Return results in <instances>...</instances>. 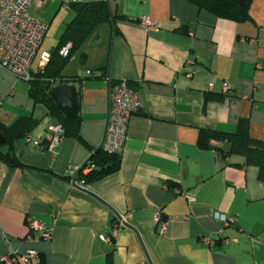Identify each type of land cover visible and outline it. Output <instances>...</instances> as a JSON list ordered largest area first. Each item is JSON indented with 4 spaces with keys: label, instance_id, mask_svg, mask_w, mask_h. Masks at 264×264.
I'll return each mask as SVG.
<instances>
[{
    "label": "crops",
    "instance_id": "1",
    "mask_svg": "<svg viewBox=\"0 0 264 264\" xmlns=\"http://www.w3.org/2000/svg\"><path fill=\"white\" fill-rule=\"evenodd\" d=\"M61 1L35 0L29 9L48 25L41 53L54 49L73 17ZM103 1L122 18L97 27L64 69L66 76H97L105 67L102 77L75 85L82 141L63 137L53 152L37 148L34 142L52 124L47 109L29 97L28 83L18 95L9 92L17 105L3 109L0 82V122L36 121L10 150L0 146L8 160L23 164L0 160V257L32 249L37 256L25 264H264L258 167L241 155L197 145L200 129L234 132L242 118L249 136L264 142V0H252L241 22L187 0ZM143 17L157 28L141 26ZM117 80L138 91L142 104L128 120L120 166L74 186L68 173L101 148L108 90ZM214 144L229 150L226 141ZM215 213L234 220L223 225ZM157 215L167 221L162 233ZM29 217L51 230L49 240L29 236ZM120 217L125 224L102 241ZM203 236L215 244H204Z\"/></svg>",
    "mask_w": 264,
    "mask_h": 264
},
{
    "label": "trees",
    "instance_id": "2",
    "mask_svg": "<svg viewBox=\"0 0 264 264\" xmlns=\"http://www.w3.org/2000/svg\"><path fill=\"white\" fill-rule=\"evenodd\" d=\"M195 5L198 10L207 11L217 18L232 20L235 22L245 21L249 18V6L252 0H187ZM73 11L72 19L65 25L60 34L57 44L50 52V57L43 69L38 72H30L28 95L34 103H41L47 109V114L52 123L60 124L64 129L63 137H72L82 141L79 134L80 117L66 118L58 109L57 104L51 98L49 91L55 84H71L75 86L86 78H100L105 72V67L98 68L103 73L97 76H66L63 70L71 57L78 53L81 46L89 36L104 23L113 24L116 18H122L110 9L107 1H84L71 3L69 6ZM70 44L67 56H61L60 48ZM91 73V72H90ZM78 101V99H77ZM36 121L31 116H20L10 125L0 122V134L4 143L0 146H8L9 150L14 141L25 138L34 128ZM228 142L229 150L224 153L223 149L216 146L215 142ZM197 145L202 149H217L223 156L227 154H238L245 158L248 165H254L259 169V179L264 180V142L255 140L249 136L248 121L242 118L238 121L234 132H219L208 129H200ZM0 160L10 166L23 167V164L11 156L8 160L0 150ZM91 166V167H90ZM120 166V155L112 156L105 153L102 148L92 152L87 162L77 170L75 178L83 184L92 183L106 175L118 170ZM88 167L87 172H83ZM90 167V168H89ZM69 178V177H68ZM218 241V240H217Z\"/></svg>",
    "mask_w": 264,
    "mask_h": 264
},
{
    "label": "built area",
    "instance_id": "3",
    "mask_svg": "<svg viewBox=\"0 0 264 264\" xmlns=\"http://www.w3.org/2000/svg\"><path fill=\"white\" fill-rule=\"evenodd\" d=\"M34 1L0 0V67L25 81L30 77V65L48 27L46 22L29 14V9ZM79 1L81 0H62L61 4L64 8H69L71 3ZM140 24L146 29L157 28V23L148 17L141 18ZM69 48L70 44H66L59 49L58 53L65 57L69 53ZM49 57L50 52L41 53L38 61L40 70L46 65ZM86 74H90V72L87 71ZM226 88L227 86L224 87V89ZM1 100L2 96H0V104ZM141 106L139 92L130 88L125 80H117L110 84L107 96L105 130L101 144L105 153L112 156L121 154L125 143L128 120L133 114L139 112ZM63 133L64 129L60 124L52 123L41 135V138L34 143L40 150L53 152L59 146ZM77 170H71L68 173L69 182L74 186L82 187V181L75 178ZM85 170L88 171V167ZM214 218L221 221L223 225H228L234 220L219 213H215ZM155 220L158 232H164L167 221L161 219L159 215L155 217ZM124 224V218H118L114 222L110 235H100L101 240L110 241ZM27 228L29 236L36 233L40 239L49 240L51 238V230L34 218L29 217L27 219ZM201 241L208 246H213L216 242L210 236H203ZM36 256L37 252L30 249L22 254L14 253L1 256L0 264H25Z\"/></svg>",
    "mask_w": 264,
    "mask_h": 264
},
{
    "label": "water",
    "instance_id": "4",
    "mask_svg": "<svg viewBox=\"0 0 264 264\" xmlns=\"http://www.w3.org/2000/svg\"><path fill=\"white\" fill-rule=\"evenodd\" d=\"M86 54L80 53L78 62L81 65L85 64ZM49 94L57 104L59 111L68 119H73L78 115L77 91L75 86L71 84H55L51 87ZM4 143V138L0 134V145ZM7 159L10 158V153H4Z\"/></svg>",
    "mask_w": 264,
    "mask_h": 264
},
{
    "label": "rangeland",
    "instance_id": "5",
    "mask_svg": "<svg viewBox=\"0 0 264 264\" xmlns=\"http://www.w3.org/2000/svg\"><path fill=\"white\" fill-rule=\"evenodd\" d=\"M42 49L43 48H39L38 49V51H37L32 63H31L30 70L32 72H34V73L39 71V69H38V61L40 59V55H41L40 53H41ZM64 71L66 72V70H63V75H66L64 73ZM0 82L3 83L4 84L3 86L6 87V90L4 91V93L6 94V99L4 101H2V107L5 110L11 111L13 106L17 105V99H14V97L8 95L9 92L13 91L16 95H18L17 93H20L21 91L23 92L24 85H26L27 82L24 79H22V78L16 77L15 75H13L12 73L8 72L7 70H5L2 67H0ZM16 82H18V85H16L17 84ZM13 86L15 88H13ZM0 94H1V92H0Z\"/></svg>",
    "mask_w": 264,
    "mask_h": 264
}]
</instances>
